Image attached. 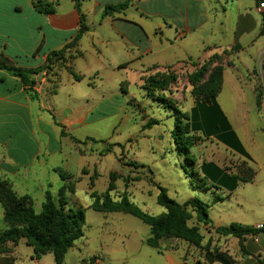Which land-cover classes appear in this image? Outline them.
Wrapping results in <instances>:
<instances>
[{
    "label": "crops",
    "instance_id": "obj_1",
    "mask_svg": "<svg viewBox=\"0 0 264 264\" xmlns=\"http://www.w3.org/2000/svg\"><path fill=\"white\" fill-rule=\"evenodd\" d=\"M43 1L54 11L39 13L35 0H0V57L17 67L35 69L46 67L51 52L70 46L61 63L34 76L36 96L20 78L0 70V178L18 196L43 204L47 192L58 197L72 178L77 180L75 194L78 187L85 188V171L96 163L84 147L86 141L95 140L94 126L114 115L132 85L143 89V78L150 74L215 60L214 65L223 67L217 103L234 130L220 97L234 93L240 99L251 82L247 76L263 63L264 9L260 6L264 0H79L78 6L76 0ZM120 4L127 6L105 13ZM82 23L87 29L71 46ZM236 137L254 164L251 150L256 143L246 132ZM215 165L223 175L243 176ZM62 175L71 179L63 180ZM255 176L250 182L238 181L233 190L210 180L205 183L230 200L238 198L240 186L252 184ZM210 218L213 226L204 228L211 236L232 223L259 230L257 226L264 225V207L245 209L235 217L210 214ZM216 235L219 242L214 250L206 247L212 254L218 250L224 261L216 255L208 259L205 251L204 261L192 264H264V232L248 235L243 248L235 237ZM5 259L3 264H11L10 258Z\"/></svg>",
    "mask_w": 264,
    "mask_h": 264
},
{
    "label": "rangeland",
    "instance_id": "obj_2",
    "mask_svg": "<svg viewBox=\"0 0 264 264\" xmlns=\"http://www.w3.org/2000/svg\"><path fill=\"white\" fill-rule=\"evenodd\" d=\"M217 57L224 59L222 56ZM227 59L231 60V56H227ZM263 64L264 60L258 69L247 76L251 84H246L248 90L239 94L240 99H235L234 93L220 97V104L231 119L234 133L243 136L246 132L256 143L257 148L251 150L254 164L250 157L236 154L211 137H202L201 142L192 148V163L187 162L171 136L175 119L173 109L167 108V105L189 112L194 103H198L196 100L203 101L204 87L209 84L217 65L193 62L150 74L143 78V86L150 77L159 74V78L156 77L148 85L150 92L142 89L140 84L131 86L129 97H125L121 104L117 103L114 115L94 126V130L98 131L93 136L94 142H85V149L96 160L94 168L85 171L87 185L85 188L78 187L75 194L73 182L77 180L72 178L70 181L65 208H83L86 225L84 237L69 250L64 264H176L183 261L192 264L204 261L208 240H211L210 250H214L215 243L219 242L216 234L211 236L202 227L204 239L200 246L176 238L162 242L160 251L147 246L150 228L139 219L125 213L93 211L92 194L104 195L111 182L114 190L109 195L114 201L127 197L152 216H160L166 211L157 204L158 186L166 188L168 196L179 203L193 198L201 199L213 207L210 214L214 217H235L243 214L245 209L264 207V168L260 169L264 167ZM125 119H128L127 123ZM152 121H158L159 124L151 129L145 128ZM205 162L218 164L229 174H243L250 178L256 173V176L252 184L240 186L238 198L235 195L229 200L219 191L210 189L209 183L201 181L200 167ZM6 182L14 191L13 186ZM222 198L225 201L216 202ZM54 200L60 206L59 196ZM238 203H241L240 206ZM29 204L36 213H41L43 204L33 199H30ZM8 227L5 209L0 202V232ZM0 252H3L0 264L5 263V257L12 260L8 262L11 264H56L52 253L43 256L41 263L35 260L33 248L27 246L25 239L6 242L0 246ZM95 257L94 262H91Z\"/></svg>",
    "mask_w": 264,
    "mask_h": 264
},
{
    "label": "trees",
    "instance_id": "obj_3",
    "mask_svg": "<svg viewBox=\"0 0 264 264\" xmlns=\"http://www.w3.org/2000/svg\"><path fill=\"white\" fill-rule=\"evenodd\" d=\"M76 4L78 6L79 0H76ZM126 6L127 4H120L108 7L105 13L108 14L113 10H122ZM34 7L39 13L44 15L54 11L43 0H35ZM86 29V26L82 23L81 29L71 46L82 37ZM262 34H264V26ZM69 47L51 52L46 67L35 69L17 67L9 59L0 57V70L7 71L20 78L26 90L36 96L34 76L44 69L51 71L55 65L61 63L65 59V53ZM215 59L221 60L219 57ZM207 63L214 65L215 60ZM216 67L209 84L204 87V91L202 90L205 99L203 101L196 100L198 103L195 104L190 112H183L167 105V108L173 109V118L175 119V127L171 132V136L180 155L185 157V160L190 163H192L190 161L192 148L201 142L202 137L208 139L214 136L239 154L246 158L249 157L237 140L236 134L231 129L227 118L217 103V97L223 84V67L221 65ZM156 77L159 78V74L158 76L150 77L145 83L146 85L144 84L143 89L150 92L148 85H151L156 80ZM257 101L259 102V97ZM158 124V121H152L145 128L151 129L152 126ZM92 141L94 142V140ZM78 143L81 142L78 141ZM201 171L204 175L201 178L202 182L205 183L210 180L212 183L223 185L229 190L235 189L238 181L250 182L253 179V177L245 178L242 175H223L224 171L214 163H204L201 166ZM62 177L63 180L71 179L65 175H62ZM68 188L69 186H65L60 191V206L55 202L53 195L47 192L41 213H36L31 204H29L31 197L18 196L6 181L0 180V202L4 206L5 220L9 225L7 229L0 232V246L6 242H18L21 239H25L27 246L33 248L35 260L39 261L43 256L52 253L56 264H64L69 250L74 247L77 240L84 237V226L86 225V214L83 208L70 207L68 210L65 208V193ZM157 188L159 190L157 204L166 210L160 216H152L144 212L127 197H122L120 201H114L109 195L110 191L114 190L112 182L104 195L92 194V209L98 213H125L139 219L150 228V236L146 240V245L157 251L161 250L162 242L171 238L200 246L204 239L201 234V228L213 226L209 214L210 205L199 198L179 203L168 196L166 188L162 186ZM191 222L193 223L191 224ZM215 232L223 237L232 236L239 239L240 246L243 248V241L248 235H257L260 232H264V228L256 230L252 227L232 223L229 226L217 228ZM209 246L210 241L207 244V247ZM207 247L205 251L208 252V259L216 255L219 257L218 261H224L218 250H215L212 254ZM1 254L3 252H0ZM95 259L96 257L91 259V262H94Z\"/></svg>",
    "mask_w": 264,
    "mask_h": 264
},
{
    "label": "built area",
    "instance_id": "obj_4",
    "mask_svg": "<svg viewBox=\"0 0 264 264\" xmlns=\"http://www.w3.org/2000/svg\"><path fill=\"white\" fill-rule=\"evenodd\" d=\"M260 8H261V9H264V3L261 4ZM257 228H258L259 230H261V229L264 228V225H263V224H260V225L257 226Z\"/></svg>",
    "mask_w": 264,
    "mask_h": 264
}]
</instances>
